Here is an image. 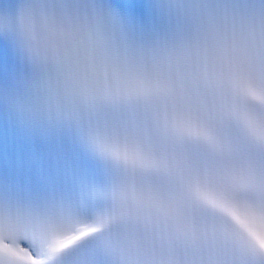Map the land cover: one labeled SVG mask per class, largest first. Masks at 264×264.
<instances>
[{
	"label": "snow or ice",
	"instance_id": "obj_1",
	"mask_svg": "<svg viewBox=\"0 0 264 264\" xmlns=\"http://www.w3.org/2000/svg\"><path fill=\"white\" fill-rule=\"evenodd\" d=\"M0 23L92 165L0 201V264H264V0H21Z\"/></svg>",
	"mask_w": 264,
	"mask_h": 264
},
{
	"label": "clouds",
	"instance_id": "obj_2",
	"mask_svg": "<svg viewBox=\"0 0 264 264\" xmlns=\"http://www.w3.org/2000/svg\"><path fill=\"white\" fill-rule=\"evenodd\" d=\"M14 2V9L0 4V21L15 13L21 0ZM0 39L9 42L19 65L15 90L0 87V106L39 129L70 130L67 115L73 105L72 99L53 89L47 70L33 58L17 32L0 23Z\"/></svg>",
	"mask_w": 264,
	"mask_h": 264
}]
</instances>
